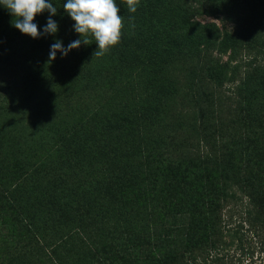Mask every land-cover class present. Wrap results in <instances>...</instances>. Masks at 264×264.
<instances>
[{
  "label": "trees",
  "instance_id": "1",
  "mask_svg": "<svg viewBox=\"0 0 264 264\" xmlns=\"http://www.w3.org/2000/svg\"><path fill=\"white\" fill-rule=\"evenodd\" d=\"M177 1L178 8L166 11L173 12L169 24L178 34L170 41L167 56L154 62L158 76L152 75L153 69L139 67L121 93L113 92L111 97L99 93L101 100L92 114L97 125L91 132L108 135L105 139L90 137L89 142L87 127L67 133L59 120L57 126L47 114L59 103L41 92L18 94L16 82L9 80L8 67H3L0 209L7 211L0 213V222L10 214L18 229L11 242L1 241L4 249L10 243L30 247L33 254L44 256L51 264H225L227 247L234 241L243 257L252 258L256 248L264 255V166L254 188L250 176L241 178L235 162L242 144L217 146L210 142L204 107L213 92L200 86L199 108L190 114V130L204 140L201 149H190L182 142L183 155L172 157L159 131L165 128L161 122L172 100L162 90L173 78L170 52L175 49L187 55L218 37L215 27L190 21V9ZM56 2L54 7L62 10L66 0ZM121 3L124 7V0ZM243 3L213 0L197 10L207 15L227 13ZM143 9L149 16L138 13L140 16L149 21L156 17L153 8ZM132 30L128 25L123 29L129 41H133ZM89 40L86 54L94 52L91 46L96 45ZM242 43L237 34L227 33L219 45ZM26 63L30 70L39 68L31 59ZM247 64L231 95L237 99L239 111H250L252 100L258 103L253 117L260 121L264 138V55ZM223 69L218 63L206 67L211 76L222 74ZM187 72L194 77L196 68L190 66ZM73 80L82 92L100 90L89 76L74 75ZM59 114L66 116L67 112L61 109ZM120 118L124 123L117 127L122 132L113 137V122ZM49 138L56 141L54 149L44 161H35V148ZM258 155L264 165V142ZM230 181L242 184V189H228ZM143 245H154V249L150 247L147 258L139 260L133 254ZM3 254L0 246V261Z\"/></svg>",
  "mask_w": 264,
  "mask_h": 264
},
{
  "label": "rangeland",
  "instance_id": "2",
  "mask_svg": "<svg viewBox=\"0 0 264 264\" xmlns=\"http://www.w3.org/2000/svg\"><path fill=\"white\" fill-rule=\"evenodd\" d=\"M182 1L185 3L182 5L190 9L187 12L189 20L196 24L215 27L218 30V37L210 44H199L193 53L187 55L177 53L175 49L170 52L173 54L171 59L173 78L166 82L162 90L166 91V95L171 96L172 100L165 108L166 112L161 122L165 128H160L159 131L167 142L172 157L183 155L185 148L179 147L182 142L183 146L186 145L190 149H197L196 147L201 149L204 140L201 134L190 130L193 118L190 114L199 108L198 93L201 92L200 86L205 87L206 91L213 92L211 102L204 107L212 133L210 142L216 143L217 146L223 144L234 146L235 143H241L242 152L235 154L236 165L241 171V178L250 176L254 188H257L256 179L261 177V168L264 166L258 155V152L262 151L264 142L263 134L260 136L262 125L253 117L258 103L252 100L248 104L251 107L250 111H239L237 99L232 98L231 92L244 76L247 63L260 61L264 55V0H244L241 6L235 7L230 12L210 15L200 14L198 10L204 5L211 4L213 0ZM55 3L53 2V6L56 5ZM116 3L120 7L118 14L125 18L124 24L133 29L129 33L133 36V41L127 40L122 35L121 42L103 57L93 55L97 49L95 44L91 46L94 52L86 54V45L81 43L79 48L71 50L64 57L57 52L56 58L50 62L49 51L55 41L59 40L64 47H67L70 42L80 39L73 30L74 22L64 9L57 8L59 12L51 17L58 25L55 34H42L39 38L33 39L21 34L12 25L14 17L0 5V79L3 78V67L7 66L9 77L11 75L9 80L16 82L15 89H18V94L32 92L47 94L52 101L59 104L57 109H53V113L47 114L45 106L43 112H46L57 126L61 124L62 129L67 133L74 132L77 127H87L89 142H92L90 137L96 141L109 137L101 135L100 132H91L95 130L93 126L97 125L92 114L94 106H98L97 102L101 98L99 93L108 97L116 92L121 93L123 85L128 82L132 73L137 74L134 71L139 67H145L149 71L153 69L152 75L158 76L160 72L154 66V62L161 56H167V47L178 34L177 29L173 33L175 28L169 24L173 12L166 11L178 8L177 0H140L135 13H129L125 4L122 7L121 0H116ZM143 7L153 8L156 17L151 21L146 19L145 16L149 14L144 13ZM46 13L45 11L37 15L33 21L41 33L47 22ZM138 13L145 16H140ZM130 16H134V21L129 20ZM133 23L134 28L131 26ZM195 28L198 30L199 25H195ZM227 33L237 34L243 43L233 46L219 45ZM247 35L253 42L246 39ZM139 38L143 39L139 40ZM27 58L32 60L34 66L39 67L37 71L30 70L26 63ZM211 63L221 65L224 68L222 74L211 76L206 70ZM190 66L196 68L194 77L187 72ZM74 75L89 76L93 86L100 90H96V94L90 88L82 92L73 80ZM61 109L67 112L66 116L59 114ZM121 123H124V119L120 118L113 122V126L116 125L115 134H111L113 137L122 132V129L117 127ZM54 142L56 143L54 138H49L48 141L40 143L35 148L37 155L34 160L44 161L54 149ZM123 142L125 141L122 140ZM228 185V189H242L240 188L242 184L234 181L228 182ZM6 211L0 209L2 215ZM14 221L15 219L7 214L2 216L0 222V246L2 251L4 250L0 264H51L44 256L33 254L30 247H16L10 243L12 233L18 232L11 223ZM4 239L10 241V245L5 249L1 245ZM150 247L154 249V245L139 246L133 256L139 260L147 258ZM227 250L229 254L225 264H264V255L257 248L252 258L243 257L239 249L236 250L235 241L227 247Z\"/></svg>",
  "mask_w": 264,
  "mask_h": 264
},
{
  "label": "clouds",
  "instance_id": "3",
  "mask_svg": "<svg viewBox=\"0 0 264 264\" xmlns=\"http://www.w3.org/2000/svg\"><path fill=\"white\" fill-rule=\"evenodd\" d=\"M124 3L129 13H135L140 0H124ZM0 5L14 17L12 25L21 34L37 39L42 34H55L58 31L57 23L51 18L57 14L52 0H0ZM63 9L74 22L73 30L80 39L70 42L67 47L61 41H55L50 47L49 62L56 58L57 52L64 57L71 50L79 48L81 43L91 44L87 37H91L97 45L93 53L96 57H103L121 42L125 18L118 14L120 7L116 0H66ZM45 11L49 17L41 33L33 21ZM129 20L134 21V16H130ZM131 26L134 28L135 24Z\"/></svg>",
  "mask_w": 264,
  "mask_h": 264
}]
</instances>
